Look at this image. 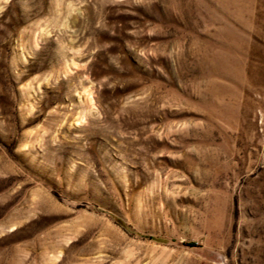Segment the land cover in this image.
<instances>
[{
  "label": "rangeland",
  "instance_id": "374dc122",
  "mask_svg": "<svg viewBox=\"0 0 264 264\" xmlns=\"http://www.w3.org/2000/svg\"><path fill=\"white\" fill-rule=\"evenodd\" d=\"M0 264H264V0H0Z\"/></svg>",
  "mask_w": 264,
  "mask_h": 264
}]
</instances>
